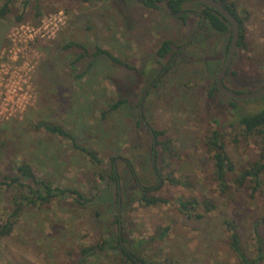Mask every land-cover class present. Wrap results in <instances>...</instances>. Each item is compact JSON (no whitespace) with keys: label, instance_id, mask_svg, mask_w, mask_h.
Returning <instances> with one entry per match:
<instances>
[{"label":"rangeland","instance_id":"1","mask_svg":"<svg viewBox=\"0 0 264 264\" xmlns=\"http://www.w3.org/2000/svg\"><path fill=\"white\" fill-rule=\"evenodd\" d=\"M229 1L245 20L249 51L236 53L224 81L234 91H256L264 86L260 78L264 77V0ZM5 2L0 0V8ZM11 9L10 15L0 18V93L4 97L8 93L5 102L0 99V109L7 110L0 115V176L14 175L20 165L28 164L39 180L55 188L77 189L83 197L79 201L95 198L81 206L68 195L26 208L13 233L0 239V264H123L119 252L112 249L87 262L79 256L83 247L119 236L123 248L149 264H240L230 249L226 224L234 219L242 246L255 257L253 221L264 217V192L254 199L246 189L234 186L222 192L215 181L212 155L204 145L217 129L216 119L236 168L257 160L260 138L246 139L240 127L230 126L242 116L263 111L264 97L236 101L238 112L221 115L231 99L218 91L215 102L207 100L226 60L230 38L210 28L203 31L205 22L197 41L179 53L199 28L195 15L202 7L188 6L196 14L187 21L165 7L151 10L131 0H39L28 5L14 0ZM60 13L65 20L57 25L55 36L34 34L33 29L44 31L46 21L49 24ZM22 31L27 35L32 31L33 39L22 37L32 41L13 42V33ZM166 41L172 43L174 54L179 53L173 63L175 56L156 59L157 48ZM96 48L146 74L112 65L105 56L93 60L89 56ZM79 56L83 57L73 63ZM165 68L169 72L163 74ZM17 76L27 81L21 86L20 100L10 94ZM120 99L126 103L102 120L104 108ZM140 106L147 125L167 131L179 154L171 167L165 162L163 175L174 174L188 186L162 184L155 173L160 166L153 164V138L141 120ZM43 122L64 127L78 145L96 151L103 165L74 149L71 139L39 127ZM114 165L120 190L108 183ZM102 171L105 180L100 178ZM143 188L171 202L146 206L141 202ZM9 198V193H0V224L10 212ZM192 199L213 200L217 208L206 213L199 206L181 213L178 201ZM197 213L205 217L194 218ZM165 228L167 234L160 238Z\"/></svg>","mask_w":264,"mask_h":264},{"label":"trees","instance_id":"2","mask_svg":"<svg viewBox=\"0 0 264 264\" xmlns=\"http://www.w3.org/2000/svg\"><path fill=\"white\" fill-rule=\"evenodd\" d=\"M6 2L0 8V18L4 19L8 15L12 13L11 3L14 0H5ZM39 1V0H23L24 5H28L31 2ZM79 1V0H77ZM86 1V0H81ZM224 7H226L232 14H234L240 24V41L238 43V53L241 51H249V47L246 40V31L244 27L245 20L241 17L236 9V5L231 3L229 0H217ZM145 6L151 10H159L161 7H165V0H145L143 1ZM199 5L202 7L201 11L195 15L200 19V24L203 19V16L206 18V25L203 27V31L206 28L213 29L214 31L222 34L229 35V42H231V29L229 23L216 11L205 7L195 0H169V7L172 10L174 16L180 13H183L179 18L183 21H187L192 15L193 11L187 9L190 5ZM166 9V7H165ZM167 10V9H166ZM168 11V10H167ZM196 13V12H195ZM40 16V13H37V17ZM202 35V33H201ZM198 36L194 39V42L197 41ZM229 48V46H228ZM236 54V55H237ZM156 59L158 62L166 60L169 56H175L173 53L172 43L170 41H166L162 43L156 50ZM89 56V55H88ZM100 56H105L109 60L112 65L123 67L129 71H136L139 75L143 76L146 74L145 71L140 72L137 71L136 67L127 63L126 61L121 60L113 53L108 50H104L101 48H96L95 51L90 55L93 60ZM83 56H79V58L73 63L77 62ZM171 58V60L173 59ZM166 69V68H165ZM169 72V71H167ZM230 72V71H229ZM233 76H239V73L232 71ZM254 75L255 73L252 71L251 73ZM250 75V72H249ZM261 76H264L262 73ZM81 77V76H78ZM264 78V77H260ZM156 87V86H155ZM264 87V86H263ZM216 92L218 89L216 87V83L210 86L208 89L207 100L209 102H215ZM237 93H242L235 91ZM126 103L125 100L120 99L117 101H112L109 105L104 108L102 111L101 119L107 120L109 116L113 114V112L118 111L122 105ZM219 110L222 109L220 106ZM239 108L237 107V102L234 100H230V103L224 108L221 113L224 111H232L238 112ZM222 118V117H221ZM217 125V129L214 130L207 138L205 142V150L212 155L213 165H214V176L215 181L218 187L222 192H229L233 186L237 189H246L250 192V198L254 199L257 195L263 194V185H264V110L249 116H242L238 118V121L232 123L230 127H240L242 129L243 136L246 139H256L260 138V153L258 155L257 160H253L246 164L241 168H236L232 159L226 151V143L225 136L221 129L222 124L219 123L218 120L214 121ZM237 123V125H236ZM39 127L43 128L47 132L53 133L55 135L69 138L73 141V147L77 151L83 153L87 157H89L95 165L102 166V162L98 158V154L96 151L91 150L90 148L83 147L76 143V138L72 136V134L67 131L62 126H56L51 123L43 122L39 125ZM154 133V137L152 135V148H151V156L152 161L154 156L156 157V164L160 167L156 168V174L161 178L162 184L166 182L171 185H185L188 186V182L184 180H180L174 177V174L163 175V171L167 168L165 166V162H168V166L171 167L173 165V160L178 157V152L174 146V142L171 137L168 135L167 131L162 129H152ZM154 138L156 140V145L154 146ZM17 173L14 175H6L0 176V193L5 191L10 194L9 204H10V212L7 214V218L4 223L0 224V239H4L9 237L14 229L16 224L18 223L21 215L25 211L26 208H33L37 206H44L50 204L54 199L67 197L68 195L74 196L76 202L84 206L86 203H89L95 197L84 200V202L79 201L78 199L83 198L81 193L77 189L71 188H55L53 184L48 181H41L38 179L33 169L28 164H22L18 167ZM100 178L105 180V174L103 171L100 173ZM108 183H113L117 185L119 189V177L116 171V166L114 165L111 173L109 175ZM120 190V189H119ZM99 191V188H97ZM99 193H97L98 195ZM119 194V191H118ZM264 195V194H263ZM96 196V195H95ZM141 202H144L146 206L153 207L158 206L159 204H166L171 202L170 200L153 196L148 191H142ZM179 210L181 213L186 214L187 211L191 212L195 210L196 207L203 206L206 213L213 212L216 210L217 206L213 200L206 199L204 201H198L196 199L192 200H179ZM193 216V215H190ZM204 214L197 213L194 215L196 219H203ZM119 217L117 218V223L119 224ZM227 226L230 229L229 236V245L230 249L237 256L240 264H264V217L257 218L253 221V230L255 234V257H250L247 255L245 248L242 246V236L238 231V223L236 219L233 221H227ZM168 228L162 229L161 234H159L160 238H164L167 234ZM119 236L116 240L106 239L95 245H90L83 247L79 256L82 257V261L87 262L90 258H94L97 255L104 253L107 249L116 250L115 252H119L118 254L122 257L123 264H149L143 259L136 258L131 255L129 251L122 247L124 240ZM122 242H121V240ZM117 244L119 249L114 245ZM0 251H1V243H0Z\"/></svg>","mask_w":264,"mask_h":264},{"label":"water","instance_id":"3","mask_svg":"<svg viewBox=\"0 0 264 264\" xmlns=\"http://www.w3.org/2000/svg\"><path fill=\"white\" fill-rule=\"evenodd\" d=\"M131 1H137V2H143L145 0H131ZM197 3L208 7L214 11H216L217 13H219L223 18L226 19V21L229 23L230 25V29H231V42L228 48V53H227V57L226 60L222 66V68L220 69V71L218 72V75L216 77V87L218 89V91L224 95L225 97L234 100V101H251V100H256V99H261L264 97V87L260 88L259 90L256 91H252V92H247V93H237L234 90L228 88L225 84V77L227 75V73L229 72L234 57L236 56V53L238 51V43L240 41V24L239 21L237 19V17L232 14L226 7H224L220 2H218L217 0H195ZM165 7L168 10L169 13H171L172 15L173 12L169 7V0H165ZM183 13L177 14L175 16L180 17ZM193 15H195V12H192ZM206 22V18L205 16H203V19L201 21V24L198 28V30L194 33L193 37H191L187 43L179 50V53L185 51V49L192 43V41L195 39V37L198 35V33L200 32V30L202 29V27L204 26ZM178 53V54H179ZM178 54L175 55L174 59L172 60V63L175 61V59L177 58ZM170 67V65L167 67V69ZM167 69L164 70L163 74H165V72L167 71ZM147 94V92L144 94V96ZM143 96V98H144ZM143 98H142V102H141V106L143 103ZM140 106V111H141V120L143 123H146L143 115H142V107ZM148 126V125H147ZM148 129L150 130L151 134L154 137V133L153 130L148 126ZM156 145V140L154 138V146ZM155 160L156 157L154 156L153 158V164L155 165ZM156 172V169H155ZM157 173V172H156ZM121 204H122V200H121V193L119 191V199H118V206H119V211L121 210ZM120 215V214H119ZM120 219V218H119Z\"/></svg>","mask_w":264,"mask_h":264},{"label":"built area","instance_id":"4","mask_svg":"<svg viewBox=\"0 0 264 264\" xmlns=\"http://www.w3.org/2000/svg\"><path fill=\"white\" fill-rule=\"evenodd\" d=\"M64 20H65V16L63 15V13H60L58 16H56V17H51L50 19H49V24L50 25H53L54 27L53 28H50V26H49V24L47 23V21H46V28H45V30L44 31H41V29L40 28H35L36 30H34L33 29V31H34V34L36 35L37 34V32H40V34L42 33V32H46L47 34H49V35H52L53 34V36H55V34H56V31H54L55 29H57V25L59 26L61 23H63L64 22ZM23 32V33H22ZM22 32H16V33H13V42H19V43H27V42H29V41H32V40H26V38H23L22 39V37H24V35L25 36H29L31 39H33V36L31 35L32 33V31H30V33H29V35H27L26 34V32L25 31H22ZM41 36V35H40ZM5 78H6V76L2 79L3 81H5ZM14 78H17V81H15V83L12 85V92L10 93V94H12V96L14 95V97L15 98H19V100L21 99V98H23V96L22 97H20V94H21V92L23 91V88H21V86H23L24 84H26L27 83V81H22V77H20V76H17V77H14ZM7 94L8 93H5V97H4V94L2 93H0V99L1 100H3L4 102L7 100ZM4 98V99H3ZM14 103V102H13ZM18 105V104H17ZM16 105V106H17ZM19 107V105L17 106V108ZM6 111L7 110H4V111H2L1 109H0V115L2 114V113H6Z\"/></svg>","mask_w":264,"mask_h":264},{"label":"flooded vegetation","instance_id":"5","mask_svg":"<svg viewBox=\"0 0 264 264\" xmlns=\"http://www.w3.org/2000/svg\"><path fill=\"white\" fill-rule=\"evenodd\" d=\"M193 35H194V34H193ZM192 37H193V36H192ZM196 37H197V36H196ZM196 37H195V38H196ZM155 173H156V172H155ZM157 176H158V175H157ZM139 185H140V184H139ZM143 189H144V188H143ZM144 190H147V189L145 188ZM121 239H122V238H121ZM121 239H120V240H121ZM121 242H122V240H121Z\"/></svg>","mask_w":264,"mask_h":264}]
</instances>
